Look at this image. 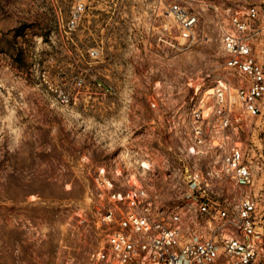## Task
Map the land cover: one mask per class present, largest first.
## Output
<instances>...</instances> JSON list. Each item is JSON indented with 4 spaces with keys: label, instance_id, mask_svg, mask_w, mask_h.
I'll return each instance as SVG.
<instances>
[{
    "label": "built area",
    "instance_id": "obj_1",
    "mask_svg": "<svg viewBox=\"0 0 264 264\" xmlns=\"http://www.w3.org/2000/svg\"><path fill=\"white\" fill-rule=\"evenodd\" d=\"M69 1L66 27L75 31L88 0ZM204 7L228 73L211 93L191 81L187 102L169 84H151L135 103L133 84L62 83L39 72L50 107L104 151L96 158L86 136L74 169L86 181L87 206L108 228L92 264H264L263 212L248 190L253 168L236 141L247 119L264 116V1ZM158 10V46L180 53L207 41L198 7L172 0ZM100 54L88 49L90 58ZM156 143L166 144L163 153ZM176 188L182 203L168 209L158 197Z\"/></svg>",
    "mask_w": 264,
    "mask_h": 264
},
{
    "label": "rangeland",
    "instance_id": "obj_2",
    "mask_svg": "<svg viewBox=\"0 0 264 264\" xmlns=\"http://www.w3.org/2000/svg\"><path fill=\"white\" fill-rule=\"evenodd\" d=\"M171 1L88 0L81 23L68 31L69 0H0V264H92L108 231L74 171L86 136L96 158L104 151L50 107L39 72L62 83L83 77L85 84H133L135 103L151 84H169L177 100L188 102L189 82H203L211 93L214 81L228 75L204 6L227 10L264 0H182L199 8V29L208 38L180 53L158 46L152 32L158 6ZM96 45L101 54L90 58ZM236 141L253 168L248 190L262 209L264 231V116L247 119ZM164 146L156 143L160 153ZM176 190L158 197L168 209L182 203Z\"/></svg>",
    "mask_w": 264,
    "mask_h": 264
}]
</instances>
